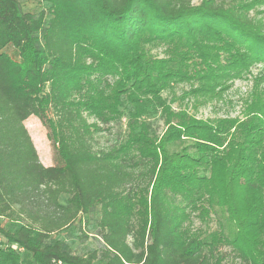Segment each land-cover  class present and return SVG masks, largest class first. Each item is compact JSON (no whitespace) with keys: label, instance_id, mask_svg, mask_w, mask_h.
Segmentation results:
<instances>
[{"label":"trees","instance_id":"1","mask_svg":"<svg viewBox=\"0 0 264 264\" xmlns=\"http://www.w3.org/2000/svg\"><path fill=\"white\" fill-rule=\"evenodd\" d=\"M37 1L35 15L0 0V264H226L218 245L264 264V93L241 119L216 121L162 97L180 83L198 84L193 99L214 97L253 66L264 74L258 23L226 0ZM125 104L124 134L95 149L89 120L118 124ZM149 107L164 119L160 136L142 121ZM30 117L57 164L39 161ZM201 203L227 207L233 238L185 230ZM95 211L100 250L80 256L51 239Z\"/></svg>","mask_w":264,"mask_h":264},{"label":"rangeland","instance_id":"2","mask_svg":"<svg viewBox=\"0 0 264 264\" xmlns=\"http://www.w3.org/2000/svg\"><path fill=\"white\" fill-rule=\"evenodd\" d=\"M24 12L37 14L42 11L44 5L38 3L37 0H18ZM199 0H194L197 3ZM232 6H241L244 13L258 23L259 28L264 32V0H226ZM4 51L14 60H18V55L12 47H7ZM152 53L163 57L161 48L152 50ZM260 66H253L247 75L242 78L224 84L223 92L215 94L214 97L192 98L189 91L195 88L196 83H180L174 85L171 90L162 93L163 99L167 104H170L173 111H185L195 118L206 120H222V119H241L244 104L251 99L252 95L258 91L264 93V74H261ZM263 79L262 81H256ZM195 106V107H194ZM129 107L125 104L121 107L122 116L120 123L109 126L99 125L94 119H90L89 123L96 124L99 127L98 134L94 135L95 149H107L113 142L121 138L124 134L125 125L127 124V113ZM51 119V113H48ZM142 121L149 126V132L152 135L160 136L164 129V119L159 110L149 107L142 117ZM32 144L36 150L39 161L44 166L55 165L59 161V156L55 148H53L51 140L47 136V128L35 117H30L24 123ZM179 147L184 146L179 144ZM214 191L220 189V182H216ZM65 198H61L64 202ZM213 205H222L219 198L213 197ZM249 202L241 201L240 208L244 209ZM227 208V207H226ZM226 208L223 206L210 207L206 203H201L200 207L190 215V225H185V230H190L201 237L211 234L223 236L226 239L233 238L235 234L234 223L226 213ZM190 213V212H189ZM99 219L98 213L92 212L88 216L81 218V224L77 223L69 231L54 233L51 236L52 240H62L68 245L70 251L77 255H86L93 250H100L103 247L99 236V229L96 227V221ZM16 222H23L22 217H15L12 221L7 219L2 220L4 227L15 225ZM218 252L222 254L226 264H240L239 260L233 257L231 249L227 245H218Z\"/></svg>","mask_w":264,"mask_h":264},{"label":"built area","instance_id":"3","mask_svg":"<svg viewBox=\"0 0 264 264\" xmlns=\"http://www.w3.org/2000/svg\"><path fill=\"white\" fill-rule=\"evenodd\" d=\"M2 247L1 243H0V248ZM13 249H16V247H12Z\"/></svg>","mask_w":264,"mask_h":264}]
</instances>
